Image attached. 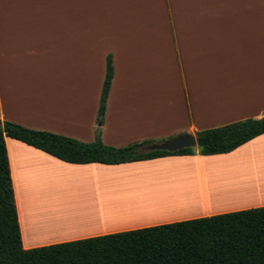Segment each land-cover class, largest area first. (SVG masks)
<instances>
[{"label":"crops","instance_id":"crops-1","mask_svg":"<svg viewBox=\"0 0 264 264\" xmlns=\"http://www.w3.org/2000/svg\"><path fill=\"white\" fill-rule=\"evenodd\" d=\"M211 2L0 0V120L82 142L92 141L96 118L93 115L86 134L88 139H84L81 102L76 106L83 90L82 74L80 71L77 76L76 67L82 65L85 41L96 50L94 59L103 65V79L106 56L112 58L113 79L106 117L100 127L101 141L106 145L122 147L165 135H194L201 130L260 118L264 111V6H212ZM93 15L110 16V22H86ZM160 15H171V22L162 24L150 17ZM148 40L157 44L156 59L161 62L168 55L171 58L173 87L168 100L173 118L171 128L166 132H147L145 124L141 129L136 123L124 137L112 133L110 142L106 143L103 132L109 114L110 126L113 123L122 126L125 113L131 116L147 107L145 98L130 97L124 104L121 101L130 91L125 88L133 84L125 83L129 72L136 68L140 72L141 60L145 71ZM132 58L138 60L137 67V63L129 64ZM73 63L75 76L67 69ZM63 65H66L64 69ZM153 90L157 108L162 103V87L157 79ZM67 118L70 127L64 123ZM5 144L24 249L264 206V200L258 198L260 195L220 196L206 201L201 205L202 211L195 213L183 209L174 216L173 211H164L160 213L163 218L155 219L139 212L117 217L113 226L110 221L63 225V219L72 217L77 207L103 205L110 209V197L125 198L123 194L110 192V188L121 189V193L132 189L153 193L167 187L199 189L201 182L207 185L206 177L211 171L229 172L238 166V170L246 171L260 166L264 164L259 162L264 160V134L225 154L201 156L196 147L193 155L118 165L69 164L15 139L5 137ZM249 158L252 164L245 167L237 164ZM185 174L199 178H175ZM152 181L155 184H150ZM65 183H73L78 189L89 188L103 198L98 197L95 203L97 198L87 197L86 190L80 189L81 192H73L79 202L70 201L67 193L72 190ZM129 187L133 188L126 190ZM104 199L109 204L102 203ZM129 204L132 205L117 201L112 209L125 212ZM32 224H42L48 229L36 233L29 230Z\"/></svg>","mask_w":264,"mask_h":264},{"label":"trees","instance_id":"trees-1","mask_svg":"<svg viewBox=\"0 0 264 264\" xmlns=\"http://www.w3.org/2000/svg\"><path fill=\"white\" fill-rule=\"evenodd\" d=\"M111 55L96 115L94 140L82 142L0 120V264H264V206L116 232L31 249L21 244L5 137L69 164L118 165L167 156L193 155V148L144 152L149 141L122 147L104 144L100 130L113 79ZM264 134V111L194 134L201 156L229 153Z\"/></svg>","mask_w":264,"mask_h":264},{"label":"rangeland","instance_id":"rangeland-1","mask_svg":"<svg viewBox=\"0 0 264 264\" xmlns=\"http://www.w3.org/2000/svg\"><path fill=\"white\" fill-rule=\"evenodd\" d=\"M212 6H257V7H263L264 6V0H212L211 2ZM152 20L155 19V21L160 22L162 24L165 23H170L171 22V15H160V16H150ZM91 20L86 21V22H110V16L106 15H93L91 16ZM105 18V19H104ZM150 18V19H151ZM94 19V20H93ZM144 34V32H142ZM110 35V34H109ZM142 41H144V37L142 38ZM89 43V42H88ZM87 41L84 42V54H83V59H82V65L77 64L76 70H77V76L78 73L82 74V83L81 86H83L82 94H81V100L79 99V96L77 97V108L80 105H82V134L84 139H88L86 134L88 132V128L90 127L91 120L94 115V120L97 115V104H99L98 99H99V94L101 92V87H102V81H103V65H99V62H97L94 59V56L96 55V50L91 47ZM88 44V45H87ZM146 47V68L145 71L142 68L143 67V62L141 60V66L140 72L137 71V68L131 70L129 72L130 77L129 79H125V83H130L132 84L130 87H126L129 91L125 96L123 95V99L121 103L124 104V102L128 101V99L131 97L132 99L138 100L139 98L144 99L146 104V108H141L140 111L137 112V114H133L131 116L134 117L135 122L131 116H128V113H125V121H123L122 126L120 123H113L114 126H110V114L107 122V129L105 132H103V136L106 140V143L110 142V135L112 133H119L123 137L125 134H128L131 132L130 130L133 129V126L136 124L137 127L140 126L141 129H143V125H146V130L147 132L149 131H163L166 132L168 129L171 128V122L173 120L172 118V113H171V108L169 106L168 100H170V95H171V88L172 86V72H171V58L168 55V57L165 60L156 59V47L157 44L153 42H150L149 40L145 44ZM89 48V49H88ZM90 50V51H89ZM95 54V55H94ZM138 60L135 58L130 59L129 64L130 65H135ZM138 66V63L136 64V67ZM64 69L66 65L62 66ZM135 68V67H134ZM73 72V75L75 74V67L74 63L72 64V68H67ZM145 72V79L146 82H144V73ZM139 73L141 75L139 76ZM134 74V79L132 75ZM75 76V75H74ZM132 77V78H131ZM131 78V79H130ZM157 79L158 84L161 83L162 87V103H160V100H158V107L155 108V100H154V83ZM74 81V80H73ZM72 82V81H71ZM78 82V80H77ZM124 83V84H125ZM68 85H72L74 88L75 85L68 83ZM80 85V84H78ZM144 85L146 86L144 88ZM127 86V85H125ZM78 87V86H77ZM79 90V88L77 89ZM73 92L75 90H72ZM135 92V93H133ZM121 97V96H120ZM69 100V96L67 97ZM73 100H74V94H73ZM124 101V102H123ZM74 102V101H73ZM97 103V104H96ZM140 103V102H138ZM142 103V102H141ZM142 106V104H139ZM75 107V106H74ZM123 114V112H122ZM106 115H104V118ZM130 119V120H129ZM96 122V120H95ZM68 127H70V120L67 118V120L64 122ZM80 121L77 120V126ZM129 127V128H128ZM136 127V128H137ZM97 124L95 123V128H94V137L95 133L97 130ZM128 128V129H127ZM112 129V130H110ZM100 130V128H99ZM177 136L174 135H165L162 138H157L153 140H146L149 141L150 143H162L165 141H169ZM83 139V138H82ZM100 139H101V130H100ZM113 139H117L116 137H113ZM94 140V139H93ZM92 140V141H93ZM108 141V142H107ZM91 142V141H90ZM128 145V144H127ZM147 145V144H146ZM144 147V146H143ZM143 150V148H142ZM256 160V159H255ZM249 161H252L251 158L249 159H244L243 161H240L241 163L237 164H244L243 166H248L252 163ZM264 160H259V162H262ZM249 162V163H247ZM258 162V161H255ZM247 164V165H246ZM241 166V165H240ZM237 170L239 167L236 168ZM213 172V171H211ZM78 189V188H77Z\"/></svg>","mask_w":264,"mask_h":264},{"label":"bare ground","instance_id":"bare-ground-1","mask_svg":"<svg viewBox=\"0 0 264 264\" xmlns=\"http://www.w3.org/2000/svg\"><path fill=\"white\" fill-rule=\"evenodd\" d=\"M247 165V164H246ZM237 167V166H236ZM239 167V166H238ZM248 168V167H247ZM233 169V168H232ZM240 169V167H239ZM185 170V169H184ZM226 170V169H225ZM234 171L230 170V175L227 174L229 172L227 171H219L216 173L210 172L209 177H206L207 185L202 184L201 188L196 187H179V189H172V188H166L165 191L160 192H153V193H142V191H136L132 188H127L126 190H131L127 192H120L117 188H110L112 191L118 194H123L125 198L120 199V197H110L108 201H110V209L106 208V206H94V207H85V209H80L79 207L76 208V211L74 214H72V217L68 218L66 217L65 221H63V225H66L68 223H80V222H86V223H102L110 221V226H113L115 224V219L120 216H129L134 215L135 213H139L143 216H149L151 218H163L160 213H166L164 211H173V215H178L179 211L186 210L188 212H199L201 210V205H205L206 201L208 200H214L217 197L220 196H229V197H239V196H245L250 197L254 195H260L258 198L260 200H264V164H261L260 166L257 165L253 167V169H246V171H241L237 169H233ZM250 175L247 176L245 172H249ZM227 172V173H225ZM63 173V172H61ZM233 174H238L235 177H233ZM243 175V176H242ZM175 178L177 180L181 178H199L198 176L191 175V174H185L182 176L175 175ZM153 180V179H151ZM165 182V181H164ZM163 183V180L161 181ZM63 184V183H60ZM150 184H155V182H150ZM65 186H67V189H71V192H68L70 201L73 200L74 202H79L76 199L79 197H76V195L73 194V192H81L80 189L86 190L87 197L91 198H97L95 200V203L98 202V197H101L102 195L98 192H92L91 189L81 186L79 189H77L76 185L71 183H65ZM61 188V187H60ZM83 191V190H82ZM134 192V193H133ZM253 193V194H252ZM126 200V201H123ZM72 201V202H73ZM107 199H104L102 203L109 204ZM117 201L119 202H128L132 205H127V208H125V212L121 211H115L112 208L115 207L117 204ZM82 202V201H80ZM81 206V205H80ZM124 210V209H123ZM142 212H145L142 214ZM155 213V214H153ZM158 213V214H157ZM154 219V220H155ZM114 223V224H113ZM29 230H33V232H41L47 230V226L42 224H35L32 226L29 225Z\"/></svg>","mask_w":264,"mask_h":264},{"label":"water","instance_id":"water-1","mask_svg":"<svg viewBox=\"0 0 264 264\" xmlns=\"http://www.w3.org/2000/svg\"><path fill=\"white\" fill-rule=\"evenodd\" d=\"M196 139L194 135L182 134L169 141L162 143H149L143 147L144 152L167 151L174 152L182 148H196Z\"/></svg>","mask_w":264,"mask_h":264}]
</instances>
